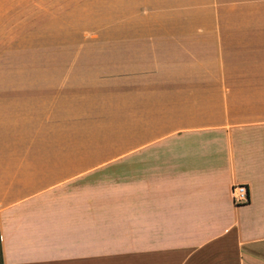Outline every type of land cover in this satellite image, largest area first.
<instances>
[{
	"label": "crops",
	"instance_id": "crops-1",
	"mask_svg": "<svg viewBox=\"0 0 264 264\" xmlns=\"http://www.w3.org/2000/svg\"><path fill=\"white\" fill-rule=\"evenodd\" d=\"M70 2L0 0L3 264H264V0Z\"/></svg>",
	"mask_w": 264,
	"mask_h": 264
},
{
	"label": "rangeland",
	"instance_id": "rangeland-1",
	"mask_svg": "<svg viewBox=\"0 0 264 264\" xmlns=\"http://www.w3.org/2000/svg\"><path fill=\"white\" fill-rule=\"evenodd\" d=\"M70 3L72 56L92 55L93 49L82 44L110 39L111 0H71Z\"/></svg>",
	"mask_w": 264,
	"mask_h": 264
},
{
	"label": "built area",
	"instance_id": "built-area-1",
	"mask_svg": "<svg viewBox=\"0 0 264 264\" xmlns=\"http://www.w3.org/2000/svg\"><path fill=\"white\" fill-rule=\"evenodd\" d=\"M232 202L235 206L248 204L250 193L248 186L245 184H235L231 190Z\"/></svg>",
	"mask_w": 264,
	"mask_h": 264
},
{
	"label": "trees",
	"instance_id": "trees-1",
	"mask_svg": "<svg viewBox=\"0 0 264 264\" xmlns=\"http://www.w3.org/2000/svg\"><path fill=\"white\" fill-rule=\"evenodd\" d=\"M0 264H3V262H2V254H1V244H0Z\"/></svg>",
	"mask_w": 264,
	"mask_h": 264
}]
</instances>
